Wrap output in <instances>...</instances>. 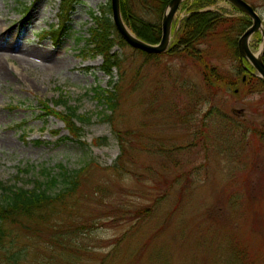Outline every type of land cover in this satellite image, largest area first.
Instances as JSON below:
<instances>
[{
	"label": "rangeland",
	"instance_id": "obj_1",
	"mask_svg": "<svg viewBox=\"0 0 264 264\" xmlns=\"http://www.w3.org/2000/svg\"><path fill=\"white\" fill-rule=\"evenodd\" d=\"M111 1L78 0L63 12V0H0V199L8 187L29 190L52 177L60 182L50 192H58L63 168L72 173L90 166L67 200L71 210L55 219L75 222V244L51 250L50 233L29 238L16 226L13 233L29 240L15 248L26 253L17 264H264V144L235 135L225 144L219 123H202L212 109L264 130V111L252 109L264 89L241 100L225 91L212 96L199 70L176 59L141 71L138 55L119 42L115 27L108 29L109 52L118 54L121 69L113 67L109 76L93 31L95 17L112 20ZM245 1L264 24V1ZM216 9L241 15L223 0ZM187 12L180 9L176 20ZM63 24L56 40L51 32ZM251 42L255 52L262 49V40ZM219 62L236 70L230 60ZM176 74L207 101L187 112V124L179 119L186 111L180 104L177 122L169 116ZM115 83L119 110L109 123L95 89L111 90ZM158 92L163 109L150 116L147 93ZM62 98L67 104L57 111L71 106L92 119L78 124L81 139L41 105ZM119 133L131 142L113 170Z\"/></svg>",
	"mask_w": 264,
	"mask_h": 264
},
{
	"label": "trees",
	"instance_id": "obj_2",
	"mask_svg": "<svg viewBox=\"0 0 264 264\" xmlns=\"http://www.w3.org/2000/svg\"><path fill=\"white\" fill-rule=\"evenodd\" d=\"M65 8L63 12L72 10L78 0H63ZM171 0H121L120 9L122 18L125 21L129 30H132L136 36L150 44L159 43L162 37V21L164 13ZM220 0H193L184 1L182 9L185 8L188 12L182 21L173 25L178 31L175 34L173 44L170 51L163 55L148 54L144 51L134 50L141 65V71L148 64H164L169 59L168 63L174 59L180 62H187L195 70H199L202 81L206 90L212 92V96L217 97L219 92H227L233 98L243 99L251 94H256L260 91L258 88L264 89V80L255 76V69L247 61L241 62L238 51V41L241 35L251 26V19L244 14L237 17H228L220 13L217 9V3ZM264 1V0H263ZM64 5L62 6V8ZM69 13V12H68ZM98 23L97 29L94 32L93 41L98 44L100 53L105 57V69L109 76H112L113 67L121 69L120 58L118 54L110 53L111 42L109 39L108 29H114V24L110 18L106 16L95 17ZM62 28L54 29L51 34L57 40L62 36L66 25ZM121 37V36H120ZM119 37V38H120ZM262 40V35L256 34L253 40ZM119 42L127 45L122 38ZM264 56V55H263ZM226 59L236 63L235 69L229 72L223 69L220 60ZM104 69V70H105ZM167 70V69H166ZM137 72L142 78V72ZM113 77V76H112ZM171 80V79H170ZM175 85L172 86L170 98H168L169 116L171 120L177 122L174 112L178 104L184 107V115H179V119L187 124L189 113L198 106L205 104L207 101L204 95L192 87L188 83L187 78L182 74H176L174 79ZM156 83V82H155ZM118 83L114 84L111 90L95 89V96L108 111L103 113L105 120L112 122V114L119 110L120 89ZM158 91V90H157ZM163 93L162 91H160ZM147 93L146 103L149 105L150 116L152 112L159 113L163 105L160 100L161 93ZM164 101V99H163ZM182 102V103H181ZM42 102L44 110H48L46 114L59 117L65 122L66 128L72 137L81 139V129L78 126L80 122L90 123L92 119L84 115H78V110L75 107H66V112L57 111L56 106L67 104L64 98L58 99L55 102ZM253 111L261 113L264 111V96L261 101L252 105ZM189 112V113H187ZM209 120H214L219 123L220 141L225 144H231L233 135L243 141H253L264 144V130L258 128L254 123L248 122L245 118L237 119L234 116L222 115L217 111L209 110L203 120V124ZM242 120V121H241ZM127 137V135H126ZM118 134L121 153L117 158V164L112 169L115 170L119 163L126 157L129 151V139ZM205 144L207 145V136ZM234 138V137H233ZM162 151V150H161ZM89 164H86L81 169L74 170L70 173L63 168L61 172L62 188L58 192H50L52 187H56L60 182L58 178L52 177L48 182H40L32 189L8 187L0 199V264H17L19 261L26 259L24 249L15 251L16 247L22 241H29L28 237H19L13 233L16 226L21 227L29 236H41L42 234L50 237L52 243L51 250L55 248H64L66 243L75 244V222H69L64 219L61 222H56V216L67 213L71 207L67 204L68 199H72L76 195L80 182L84 173L88 171ZM118 166V167H117ZM124 171V170H121ZM149 210L145 211L148 214ZM50 218L52 220H50ZM75 238V239H74ZM27 247V246H26ZM23 254V255H22Z\"/></svg>",
	"mask_w": 264,
	"mask_h": 264
},
{
	"label": "water",
	"instance_id": "obj_3",
	"mask_svg": "<svg viewBox=\"0 0 264 264\" xmlns=\"http://www.w3.org/2000/svg\"><path fill=\"white\" fill-rule=\"evenodd\" d=\"M185 0H171L166 9L163 22H162V37L158 44H149L144 40H140L132 30H129L124 20L122 19L120 0H112L111 10H113V20L116 30L120 33L123 40L127 42L132 48L144 51L150 55L157 54L163 55L167 53L173 43V22L175 16L181 8L182 2ZM237 8L241 13L250 17L252 26L242 35L238 41L239 57L242 61L246 60L256 70L258 78L264 80V44L259 53H254L251 44V40L255 34L259 32L263 35L264 42V24L260 14H257L256 10L250 3H246L244 0H226Z\"/></svg>",
	"mask_w": 264,
	"mask_h": 264
},
{
	"label": "bare ground",
	"instance_id": "obj_4",
	"mask_svg": "<svg viewBox=\"0 0 264 264\" xmlns=\"http://www.w3.org/2000/svg\"><path fill=\"white\" fill-rule=\"evenodd\" d=\"M257 53H259V52H257Z\"/></svg>",
	"mask_w": 264,
	"mask_h": 264
}]
</instances>
